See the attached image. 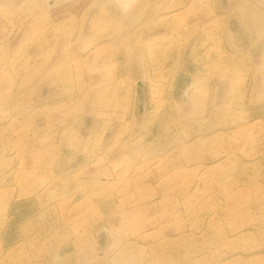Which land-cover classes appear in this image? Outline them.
I'll list each match as a JSON object with an SVG mask.
<instances>
[{
    "label": "rangeland",
    "instance_id": "374dc122",
    "mask_svg": "<svg viewBox=\"0 0 264 264\" xmlns=\"http://www.w3.org/2000/svg\"><path fill=\"white\" fill-rule=\"evenodd\" d=\"M234 228L264 264V0H0V264H218Z\"/></svg>",
    "mask_w": 264,
    "mask_h": 264
},
{
    "label": "bare ground",
    "instance_id": "6f19581e",
    "mask_svg": "<svg viewBox=\"0 0 264 264\" xmlns=\"http://www.w3.org/2000/svg\"><path fill=\"white\" fill-rule=\"evenodd\" d=\"M130 50H131V48L128 46L126 53H128ZM163 149H164V147H163ZM33 151H35V148H33V147H30V149H28L27 151H25L23 149L24 157H22V158L24 159V164L27 166H29L30 163H32L33 166L40 164L38 162L41 159L40 157H42V153L33 152ZM51 160H53V161L55 160L53 155H50V157L48 158V161H51ZM20 176H21V180H23L25 183L28 182L29 179L31 178V174H30V172L28 173V171L20 172ZM34 182L37 183L38 180L36 179ZM239 230H240L239 228H234V229L229 231L231 234H229L227 236L223 231H220L217 229L213 243H211V245H209V248L211 247L213 249H216V247L218 245L222 248L223 247L229 248L227 250V253H229V254L227 256H225L223 259L218 260L217 263L218 264H261V263H259V261L255 257H249L247 260H244V258H245L244 255H242L238 252H235V250L233 248H230V246L232 245L234 240L236 241L237 239H242L243 237H245V234H240ZM198 256H196V257H198ZM188 262L189 263H196L198 261L195 258L194 259L190 258L188 260Z\"/></svg>",
    "mask_w": 264,
    "mask_h": 264
}]
</instances>
